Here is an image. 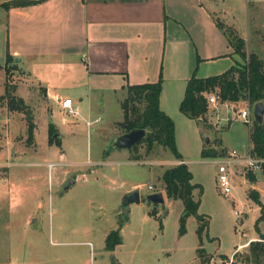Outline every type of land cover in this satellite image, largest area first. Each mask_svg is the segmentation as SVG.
<instances>
[{
    "label": "rangeland",
    "instance_id": "rangeland-1",
    "mask_svg": "<svg viewBox=\"0 0 264 264\" xmlns=\"http://www.w3.org/2000/svg\"><path fill=\"white\" fill-rule=\"evenodd\" d=\"M213 1L219 20L236 21L234 28L246 39V49L264 58V0ZM209 6L212 8L213 2L209 1ZM11 71L10 93L23 96L28 108L13 110L9 97L0 96V264L244 263L249 243L240 245L264 235V217L259 222L261 233L255 227L262 206L249 197L254 183L247 174H258L264 208L263 167H230L234 188L225 194L218 184V166L213 157L204 155V149L225 148L217 157L225 155L228 148L249 156V125L238 116L245 101L233 112L225 107L218 110L220 118L238 116L232 121L218 120L211 111L207 119L211 127H206L181 113L174 96L168 98L178 149L193 173V182L201 186L193 192L200 200L198 212L208 220L207 227L199 230L198 219L190 215L181 233L183 201L165 194V202L151 214L156 205L147 199L155 192L150 185L164 191L162 174L179 160L161 145L151 153L144 144L138 151L113 146L124 131L120 124L124 120L123 92L100 88L90 101L73 98L79 113L68 114L60 103L45 101L41 87L25 71ZM5 79V73L0 75V92ZM31 122L34 137L29 139ZM50 123L56 125L63 140L49 141ZM104 150L110 155L104 156ZM125 157L135 162L115 163ZM96 160L102 163L92 162ZM71 177L77 178L76 183L64 190ZM135 189L140 191L141 202L121 211L123 196ZM123 220V243L107 250L108 233ZM200 248L211 257L209 262L199 256ZM237 250L239 254L233 256Z\"/></svg>",
    "mask_w": 264,
    "mask_h": 264
},
{
    "label": "crops",
    "instance_id": "crops-1",
    "mask_svg": "<svg viewBox=\"0 0 264 264\" xmlns=\"http://www.w3.org/2000/svg\"><path fill=\"white\" fill-rule=\"evenodd\" d=\"M209 1L213 2L212 8ZM215 3L213 0H37L23 6H1L0 75L5 73L6 79L2 81L4 91L0 96L6 92L4 67L10 54L17 64L15 68L25 71L41 87L45 101L58 102L65 97L90 101L100 88L127 95L128 85L157 82L162 77L160 106L171 116L168 98L174 96L180 110L187 82L195 71L198 77L217 75L239 60L237 54H229L228 37L217 25L220 17ZM248 10L247 7V13ZM222 22L234 27L236 21ZM103 155L109 156L110 152L104 150ZM132 161L125 157L115 163L135 162ZM258 180L256 174L251 189L258 190L261 197Z\"/></svg>",
    "mask_w": 264,
    "mask_h": 264
},
{
    "label": "trees",
    "instance_id": "trees-1",
    "mask_svg": "<svg viewBox=\"0 0 264 264\" xmlns=\"http://www.w3.org/2000/svg\"><path fill=\"white\" fill-rule=\"evenodd\" d=\"M34 2H37V0H9L1 6L9 8L12 5L23 6ZM217 25L224 30L228 37L229 46L231 47L229 54H237L241 60L240 58L239 60H235V63L228 70L217 75L198 77L195 71L187 82L185 95L180 103V111L185 116L202 123L206 127H211L207 120L210 115L208 94L213 91L219 93L221 101L236 104L241 101H246L252 107L259 101L264 102V59L256 52L247 51L246 41L239 35L237 29L232 26H227L219 20H217ZM11 63H13V66H10ZM16 65L13 57L8 54L4 67L7 74L6 92L4 96L9 97L8 104L11 109L24 110L28 108V105L22 98L13 96L9 90V75L12 72L11 69H15ZM162 89V77L157 82L128 85L127 95L124 101H122L124 120L120 124L123 126V133L137 128L146 130L142 141L136 144L131 151H138L139 147L144 144L146 152L151 153L156 146L161 145L169 149L177 160L183 161L167 168L163 172V192L167 197L181 199L184 203V212L180 223L181 233L185 231L186 218L190 215L196 216L199 221V230H203L207 227L208 220L205 215L199 214L200 200H196L193 195L194 190L201 186L193 182V173L178 149L174 119L164 112L160 106ZM249 126L252 154L257 158L264 159V123L259 124L253 116V122ZM54 127L55 125L52 123L49 125V141L51 143L55 140L54 134L56 131ZM28 134L29 139L34 137V124L32 122L29 124ZM58 139L56 138V140ZM218 142L221 144L220 141ZM225 151V148L218 151L215 148L205 147L204 155L216 158ZM135 159H139L137 155ZM262 167L264 172V162L262 163ZM247 176L251 182L256 181V175L249 173ZM154 191L159 192V190ZM249 197L253 198L262 206V214L255 224L256 230L261 233L259 222L264 217V208L259 191L250 189ZM151 214H156V210H152ZM124 223L125 220L121 221L117 229L108 233L105 244L107 250H115L116 246L123 243L121 229ZM198 252L203 261L209 262L211 260V257L206 255L203 248H200ZM238 254L239 250L233 256H237ZM223 258L227 260L226 262L230 261V257L226 255H223ZM244 258L245 261L241 264H264L263 234L258 239L249 242ZM230 264H239V262L232 260Z\"/></svg>",
    "mask_w": 264,
    "mask_h": 264
},
{
    "label": "built area",
    "instance_id": "built-area-1",
    "mask_svg": "<svg viewBox=\"0 0 264 264\" xmlns=\"http://www.w3.org/2000/svg\"><path fill=\"white\" fill-rule=\"evenodd\" d=\"M58 102L61 106L66 110L68 114H78L79 108L75 105L73 98L65 97L59 98ZM208 103L210 105V111H212L214 115L218 116V120L226 119V121H232L234 118L240 116L242 120L248 125H251L253 122V107L249 102H246V106L239 109L238 116L233 118V116H228V118H220L218 115V110L220 108L225 107L228 111H235L238 108V104L228 101H221L219 93L217 91H213L208 94ZM244 103V102H243ZM183 162V161H179ZM213 162H215L218 166V184L222 192L225 194H230L234 188V185L231 182L229 176V168L236 165H244L245 169H260L262 166L264 159L257 158L252 154V146L250 147L249 156L241 155L235 149H228L226 154L222 157L213 158ZM54 164V163H53ZM151 189H155L154 186L150 185Z\"/></svg>",
    "mask_w": 264,
    "mask_h": 264
},
{
    "label": "water",
    "instance_id": "water-1",
    "mask_svg": "<svg viewBox=\"0 0 264 264\" xmlns=\"http://www.w3.org/2000/svg\"><path fill=\"white\" fill-rule=\"evenodd\" d=\"M6 1H9V0H0V7ZM253 116H254L255 121L258 122L259 124L264 123V102L263 101H259L253 106ZM145 134H146V130L143 128H137V129L124 132L118 135L114 139L113 146L115 148L127 149L131 151L136 144L142 141ZM62 137L63 136L58 131L54 134V138H62ZM75 182L76 181L74 178H70L67 184L65 185L64 190L69 189L71 186L75 184ZM147 199L152 201L156 205L154 207L155 210H157L158 204L165 202L164 194L163 192H160V191L154 192L148 195ZM140 202H141L140 191L138 189H135V190L127 192L123 196L120 208L122 211H128L130 205L135 204V203H140Z\"/></svg>",
    "mask_w": 264,
    "mask_h": 264
},
{
    "label": "bare ground",
    "instance_id": "bare-ground-1",
    "mask_svg": "<svg viewBox=\"0 0 264 264\" xmlns=\"http://www.w3.org/2000/svg\"><path fill=\"white\" fill-rule=\"evenodd\" d=\"M50 166H53V164H51Z\"/></svg>",
    "mask_w": 264,
    "mask_h": 264
}]
</instances>
